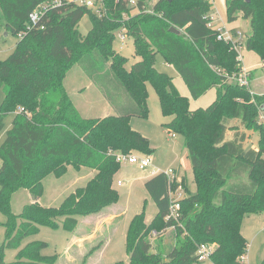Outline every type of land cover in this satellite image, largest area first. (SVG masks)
<instances>
[{
  "label": "trees",
  "instance_id": "obj_1",
  "mask_svg": "<svg viewBox=\"0 0 264 264\" xmlns=\"http://www.w3.org/2000/svg\"><path fill=\"white\" fill-rule=\"evenodd\" d=\"M44 1L0 0L5 29L19 34L13 51L0 60L4 93L0 133L6 115L13 114L0 144V210L6 215L0 264H55L57 255L43 254L47 243L41 240L27 242L10 262L5 261L4 252L18 248L42 226L73 230L78 217L119 200L111 185L120 168L113 151H151L147 138L129 123L131 116L148 113V81L156 90L162 114L172 116L166 127L184 137L195 190L191 192L181 177L185 195L180 199V217L165 220L169 190L177 184L163 172L144 182L157 211L146 224L144 200L141 211L131 218L125 237L128 264H201L196 256L200 243L214 244L213 264H240L238 259L248 245L242 220L264 212V127L257 123L258 108L252 100L261 98L229 79L239 73L241 64L231 42L218 38L219 31L207 26L211 1L135 0L129 5V0H103L106 13L102 16L84 5L66 3L49 8L32 24L29 14ZM225 4L228 20L239 13L249 19L245 47L258 54L264 68V0H225ZM86 13L91 27L82 34L78 23ZM171 26L179 33L170 31ZM117 30L132 38L139 57L129 69L127 58L113 48ZM157 53L176 69L193 98L215 88V100L205 108L189 109L188 99L178 94L172 79L156 70ZM75 63L110 101L115 114L80 115L63 83ZM111 86L113 94L121 96L119 105L112 101ZM231 118L259 130L257 148H245L246 136L238 130L225 139ZM69 165L89 167L95 174L58 206L34 200L19 213L11 210L10 200L17 189L40 197L42 180L49 174L64 175ZM170 227L175 231L170 249L164 254L152 252L148 239L152 230L160 237ZM259 264H264V257Z\"/></svg>",
  "mask_w": 264,
  "mask_h": 264
},
{
  "label": "rangeland",
  "instance_id": "obj_2",
  "mask_svg": "<svg viewBox=\"0 0 264 264\" xmlns=\"http://www.w3.org/2000/svg\"><path fill=\"white\" fill-rule=\"evenodd\" d=\"M210 1L212 2L211 12L215 17L218 28H222L221 33L225 36H230L234 41L239 39L238 52L241 59V69L243 71H253L254 73L249 75V79L251 81L253 79L257 83V77L264 73L261 71V59L258 54L245 47L246 36L250 35L248 21L241 15L231 21L228 20L225 0ZM90 27V15L86 13L80 19L78 29L82 34H86ZM238 32L242 33L240 38L237 35ZM120 33L121 30L115 31L113 48L127 58L125 67L129 69L133 63L139 60V57L134 53L132 38L125 37L122 43L119 36ZM18 40L19 34H13L5 29L4 17L0 12V60L8 57ZM155 68L157 71L166 73L172 79L178 94L188 99L189 109L205 108L215 100V88L208 90L198 98H193L179 73L171 64L163 60L160 53L156 54ZM63 83L82 117H102L116 113L110 101L106 99L98 86L84 73L78 63H75L67 71ZM261 86L264 89V81ZM255 87L258 88V84H255ZM112 88L111 86L109 89V93L114 97L112 101L119 105L121 96L113 94ZM248 88L251 95H258L261 98L260 101L254 98L252 100L258 108L257 123L262 124L259 122V114L263 108H261V104H264V93L252 92V82ZM146 89L148 113L145 116H131L129 123L134 130L147 138L151 151L143 154L133 150L130 153L148 155L151 158V165L140 169L136 164L122 162L119 170L114 174L111 184L119 193L117 202L97 212L78 217L77 225L73 230L40 227L38 232L25 237L18 248L6 249L4 252L5 261H12L18 249L27 242L41 240L47 243V246L42 250L43 254L57 255L55 264H111L117 260H123L125 264H128L129 254L125 249V237L131 218L141 211L144 206V200H146L144 216L146 224L152 221L157 211L155 203L150 198L143 184L147 177L152 174V170L158 172L171 168L175 171L177 177L185 175L184 179L189 190L191 192L195 190V185L193 180H191L192 167L184 146V137L166 127L172 116L162 114L158 95L149 81L146 82ZM3 96L4 93L1 89L0 102ZM20 108L19 106L18 110ZM12 118L13 114L9 113L4 119L5 126L0 133V144L5 139L7 130L11 127ZM227 125L228 129L225 139L231 138L232 132L239 130L240 132H245V135L249 133L247 139H245L246 142L244 140L245 147L256 145L255 140H257L256 137L260 133L255 127H246L240 118L227 120ZM113 152L120 151L114 150ZM1 166L2 160L0 158V168ZM94 174L95 170L89 167L82 166L79 169H75L69 165L64 175L56 177L53 174H49L42 180L43 193L40 197L35 198L25 188L17 189L10 200L11 210L14 213H19L25 204L34 200H37L43 206H58L69 193L75 191L77 187L84 186ZM118 179L123 183L117 184ZM5 220L6 215L0 210V244L5 236V227L3 226ZM241 227L248 243L245 253L246 264H259L264 257V212L246 215L242 220ZM152 232L148 238L151 243V251L156 252L158 250L161 254L166 253L174 243L175 231L173 227L167 228L160 233V237H157V235L153 236ZM105 244L108 245L105 252L101 254V249Z\"/></svg>",
  "mask_w": 264,
  "mask_h": 264
},
{
  "label": "built area",
  "instance_id": "obj_3",
  "mask_svg": "<svg viewBox=\"0 0 264 264\" xmlns=\"http://www.w3.org/2000/svg\"><path fill=\"white\" fill-rule=\"evenodd\" d=\"M66 3H74L79 5H84L87 8H90L93 10L97 15L102 16L106 13V8L104 6L103 0H46L42 3H40L36 8L33 9V11L29 14V18L32 24H36L38 20L45 14V12L49 8H53L56 6H60L62 4ZM135 4V0H129V5ZM207 26L214 27L219 31L218 38H223L224 40L230 41L232 44V47L234 50L238 52V47L240 46L239 39L238 40H232L230 36H225L221 33L222 28H218L213 23V16H209ZM238 37L240 38L242 36L241 32L237 33ZM121 39H124L126 37L125 33L119 34ZM237 60L241 61L240 54L238 52ZM229 79L240 84L243 86H249V75L247 71H243L241 69L238 74H233L229 76ZM259 122L262 123L264 127V110L260 111L259 114ZM113 154L116 157V160L121 164L122 162L127 163H133L136 164L140 169H143L147 166L151 165V158L148 155H141L136 153H122V152H113ZM163 172L167 175L169 178V181L171 183H176L175 189L169 190V197H170V206H169V212L167 216L165 217V220H168L170 218L174 220H178L180 217V199H182L185 195V191L183 188V185L181 183V177H177L175 174V171L171 168L165 170V171H158ZM156 172V173H158ZM123 182L119 179L117 180V184H122ZM158 233L156 231L152 232L153 236H156ZM214 249L213 243H200L197 245L196 249V256L197 260L201 264H213L211 260L212 251ZM240 264H246V258L245 254L241 255L239 257Z\"/></svg>",
  "mask_w": 264,
  "mask_h": 264
},
{
  "label": "crops",
  "instance_id": "obj_4",
  "mask_svg": "<svg viewBox=\"0 0 264 264\" xmlns=\"http://www.w3.org/2000/svg\"><path fill=\"white\" fill-rule=\"evenodd\" d=\"M212 3V2H211ZM212 9V8H211ZM210 15L211 16H213V14H212V12H210ZM238 15H241V13H239ZM242 16V15H241ZM245 20H247L248 21V24H249V30H250V23H249V19H245ZM213 23H214V25L216 26V27H218V25H217V23H216V21H215V17L213 16ZM123 33V31L121 30V33L120 34H122ZM127 37V36H126ZM247 37V36H246ZM120 39H121V37H120ZM122 41V43H123V41L125 40V38L124 39H121ZM261 66H263V61H261ZM262 73H264V68L262 67ZM248 72V75H251V73H254L253 71H247ZM249 78H250V76H249ZM263 81H264V74L263 75H260V76H258L257 77V83H255V80H253L252 79V81L249 79V85H251V82H252V92H254V93H264V89H262V87L263 86H261V85H263ZM255 84H258V88L257 87H255ZM261 84V85H260ZM238 132H240L239 130H238ZM241 133H245V132H241ZM227 134V133H226ZM226 134H225V136H226ZM234 134H235V131H233L232 132V137L234 136ZM249 133H247V135H248ZM254 134V133H253ZM247 135H245L246 136V138L245 139H247ZM231 137V138H232ZM231 138H229V139H231ZM258 138H259V134H258V137H256V139L257 140H255L256 141V145L255 146H250V147H252V148H257V142H258ZM245 142H246V140H245ZM251 145H254V144H251ZM243 146L245 147V144H244V142H243ZM250 147H245V148H250ZM156 174V172H155V170H152V174L151 175H149L148 177H147V179H149L150 177H152L153 175H155ZM181 177H184L185 178V175H182ZM146 179V180H147ZM119 180V179H118ZM145 180V181H146ZM191 180H193V175H192V177H191ZM144 181V182H145ZM144 182H143V184H144ZM193 184H194V182H193ZM249 215H251V214H249ZM241 231H242V227H241ZM242 233H243V231H242ZM244 235V234H243ZM245 237V236H244ZM246 238V237H245ZM77 240V239H76ZM107 243V242H106ZM107 245L108 244H105L104 245V247L101 249V254L102 253H104L105 252V249H106V247H107ZM70 249V248H69ZM90 260H92L91 258H89Z\"/></svg>",
  "mask_w": 264,
  "mask_h": 264
},
{
  "label": "water",
  "instance_id": "obj_5",
  "mask_svg": "<svg viewBox=\"0 0 264 264\" xmlns=\"http://www.w3.org/2000/svg\"><path fill=\"white\" fill-rule=\"evenodd\" d=\"M170 31L175 32V33H179V30L174 26L170 27Z\"/></svg>",
  "mask_w": 264,
  "mask_h": 264
}]
</instances>
